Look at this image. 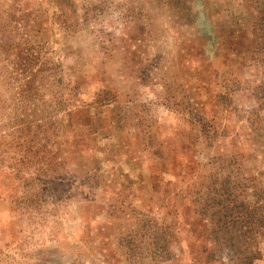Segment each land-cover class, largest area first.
I'll return each mask as SVG.
<instances>
[{"label":"rangeland","instance_id":"1","mask_svg":"<svg viewBox=\"0 0 264 264\" xmlns=\"http://www.w3.org/2000/svg\"><path fill=\"white\" fill-rule=\"evenodd\" d=\"M263 1L0 0V264H220L207 184L264 187Z\"/></svg>","mask_w":264,"mask_h":264},{"label":"trees","instance_id":"2","mask_svg":"<svg viewBox=\"0 0 264 264\" xmlns=\"http://www.w3.org/2000/svg\"><path fill=\"white\" fill-rule=\"evenodd\" d=\"M252 28L256 29L254 31L256 35H258L257 31L261 33L257 37L258 46L255 45L254 49L261 53L264 50V21L253 22ZM259 60L264 66V58L254 59L256 63ZM252 94L260 100L259 105L262 106L264 81L252 89ZM263 119L264 116L256 114L251 122L259 130L260 126H257L256 122ZM260 137L264 146V136ZM209 138L211 139L212 136ZM243 155L242 152L228 154L234 160ZM231 169L225 174L220 173L210 179V183L207 184V196L199 209V213L213 223L208 237L213 239L215 248L208 247L206 257L209 261L225 264L216 252L227 249L230 264H252L260 255L259 239L264 238V187L260 186L261 181L254 175L253 170L238 172L232 167ZM221 170L222 168L218 169V172ZM161 253L162 251L159 253L153 251L152 255L158 256Z\"/></svg>","mask_w":264,"mask_h":264}]
</instances>
